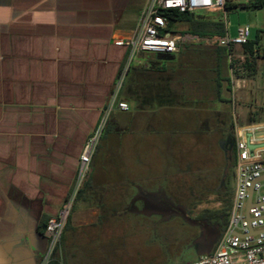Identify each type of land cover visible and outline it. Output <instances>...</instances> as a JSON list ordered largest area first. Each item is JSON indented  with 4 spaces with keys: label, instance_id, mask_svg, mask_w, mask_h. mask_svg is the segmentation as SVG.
I'll list each match as a JSON object with an SVG mask.
<instances>
[{
    "label": "crops",
    "instance_id": "obj_1",
    "mask_svg": "<svg viewBox=\"0 0 264 264\" xmlns=\"http://www.w3.org/2000/svg\"><path fill=\"white\" fill-rule=\"evenodd\" d=\"M144 3L0 0V264L44 260L47 222L70 197L83 148L104 118L122 73L118 102L129 110L110 112L86 193L116 195L106 168H96L107 142L133 155L122 166L136 171L137 165L138 177L154 180L159 165L173 162L175 131L156 127L157 122L187 110L191 85L200 88V71L195 76L190 62L180 63L194 51L190 47L176 55L137 54L129 62L130 48L114 38L136 28ZM132 135L138 139L131 141ZM123 179L130 178L115 182Z\"/></svg>",
    "mask_w": 264,
    "mask_h": 264
},
{
    "label": "rangeland",
    "instance_id": "obj_2",
    "mask_svg": "<svg viewBox=\"0 0 264 264\" xmlns=\"http://www.w3.org/2000/svg\"><path fill=\"white\" fill-rule=\"evenodd\" d=\"M212 16L225 23V14ZM226 18L233 37L240 26L251 29L252 39L262 31L257 48L263 52L264 9H232ZM189 47L194 51L180 63L186 66L190 62L195 76L200 71L197 79L201 89L191 85L187 110L174 118H159L156 126L175 131L169 151L173 162L159 165L158 177L150 180L138 177L137 165L136 171L131 165L123 168L124 159L133 155L124 154L112 142L103 145L96 168H106L104 176L114 185L116 195L102 196L96 191L94 196L88 190L84 199L75 201L70 216L73 229L59 252L63 264H185L215 249L220 239L218 229L198 217L205 210L221 209L219 192L228 184L234 188L231 151L236 121L241 125L264 122V57L255 59V74L246 69L239 72L243 87L234 94L227 90L229 83L223 82L221 96L229 102H222L215 86V49ZM194 75L192 79H196ZM221 75L230 78L228 59L222 62ZM109 114L106 111V120ZM132 136L128 137L131 141L138 139ZM159 144L162 149L166 146L162 139ZM120 176L130 179L115 182Z\"/></svg>",
    "mask_w": 264,
    "mask_h": 264
},
{
    "label": "built area",
    "instance_id": "obj_3",
    "mask_svg": "<svg viewBox=\"0 0 264 264\" xmlns=\"http://www.w3.org/2000/svg\"><path fill=\"white\" fill-rule=\"evenodd\" d=\"M249 0H145L139 21L130 34L114 38V42L130 48L129 62L137 54L176 55L189 46L225 48L228 52L230 82L233 94L241 89L239 72L245 69L247 58L252 56L244 46L251 39V29L240 26L237 35L229 33L226 18L228 7L242 9ZM166 10L180 13L225 14V34L199 36L169 27L168 19L163 15ZM263 56L258 48L254 50L256 59ZM137 60V59H135ZM119 77L112 95L109 113L114 109L129 110L128 104L118 102V94L124 81ZM243 81V80H242ZM107 118H103L83 148L75 187L59 211L45 227L44 235L48 248L41 264H49L56 251L60 250L62 237L68 220L74 209L79 190L90 175L92 158L96 152ZM235 148V185L229 210V222L215 249L202 255L197 261L185 264H264V122L241 125L236 121L234 134Z\"/></svg>",
    "mask_w": 264,
    "mask_h": 264
},
{
    "label": "trees",
    "instance_id": "obj_4",
    "mask_svg": "<svg viewBox=\"0 0 264 264\" xmlns=\"http://www.w3.org/2000/svg\"><path fill=\"white\" fill-rule=\"evenodd\" d=\"M234 8L228 7V10ZM243 9H264V0H249L248 3L244 6ZM163 15L168 19L170 29L176 30L180 25L184 26V32H190L199 36H213V35H224L225 26L222 21L213 17V14H191V13H180L177 10H166ZM262 31L258 32L256 39H250L249 42L244 46L245 51H247L252 58H247L244 67L250 73H256L255 57H253L254 50L257 48L259 43V35ZM216 74L215 79L216 92L219 97V100L222 102H229L222 98V88L223 82L226 80L228 85V91L231 92L230 87V78H223L221 75L222 62L227 59L228 52L225 48H216ZM105 130V129H104ZM104 132V131H103ZM103 135V134H102ZM232 168L234 169L235 165V148H234V136H232ZM89 187V181L84 184L78 195L76 197L77 201L85 198L86 189ZM233 194V188L231 185H226L224 191L219 192V201L222 203V207L219 210H205L201 216L198 217L199 221L207 223L209 226L215 227L218 229L219 235L221 236L228 225L229 222V210L231 207V198ZM73 229L71 225V217L68 220L67 226L65 228L62 244H65L67 241L69 230ZM61 250V248H60ZM60 250L56 251L53 255L49 264H63L62 258L60 257Z\"/></svg>",
    "mask_w": 264,
    "mask_h": 264
}]
</instances>
